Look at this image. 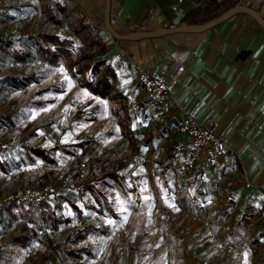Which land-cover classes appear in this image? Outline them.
Returning a JSON list of instances; mask_svg holds the SVG:
<instances>
[{"label": "rangeland", "instance_id": "rangeland-1", "mask_svg": "<svg viewBox=\"0 0 264 264\" xmlns=\"http://www.w3.org/2000/svg\"><path fill=\"white\" fill-rule=\"evenodd\" d=\"M43 4L42 0H0V115H10L3 119L14 123L9 130L0 120V141L12 144L0 154V197L14 188H59L62 195L50 198L49 204L62 221L56 229H43L2 212L0 264H243L239 250L246 239L235 233L236 218L242 211L264 226V202L231 209L227 193L211 177L183 176L176 167L182 157L178 122L147 105L135 73L133 84L124 89L132 129V139H126L117 131L114 104L80 88L62 65L40 63L27 55L26 63L19 61L16 48L32 50L29 38L38 32L71 36L61 16L64 25L43 14ZM83 49L95 52L93 47ZM30 73L37 81L18 87L13 78ZM67 105L71 108L65 112ZM33 113L39 115L33 119ZM56 143L68 146L51 152V161L30 150L50 149ZM78 168L82 175L77 179ZM91 168L114 171L124 180L119 186L108 179L111 185L104 198L110 210L93 195L78 196L71 187L86 179ZM178 193L186 199L185 209L175 203ZM86 225L94 229L84 240L75 244L65 240L72 229ZM224 227L231 229L226 235ZM69 247L86 251L75 258L67 253ZM27 248L33 253L27 255ZM261 261L258 254L249 264Z\"/></svg>", "mask_w": 264, "mask_h": 264}, {"label": "crops", "instance_id": "crops-1", "mask_svg": "<svg viewBox=\"0 0 264 264\" xmlns=\"http://www.w3.org/2000/svg\"><path fill=\"white\" fill-rule=\"evenodd\" d=\"M62 1L68 4V0ZM174 1L110 0V23L121 34L129 33L131 25L145 32L171 27L173 22L164 14L178 3ZM234 1L264 17V0ZM105 2L74 0V5L96 30L97 42L92 46L95 59H106L115 67L116 84L122 93L133 84L134 73L138 79V69L160 71L172 89L158 114L178 125L190 117L206 129L224 133L225 152L218 168L203 173L196 166L187 175L180 173L185 177H211L216 186L215 177L223 173L233 185L218 184V188L227 193L229 203H233L231 209L263 203L264 30L251 17L238 12L204 32H174L137 41H119L104 28ZM178 10L185 13L181 4ZM60 16L68 27L67 19ZM58 21L64 25L59 17ZM243 51L246 53L240 58ZM178 136L182 140L179 150L183 156L181 147L185 139ZM230 215L231 212L227 213L225 220ZM249 215L239 212L234 228L237 235L243 234L246 239L239 250L243 264L245 253L248 264L258 254L264 259V226H259L258 219ZM230 231L224 227L225 235Z\"/></svg>", "mask_w": 264, "mask_h": 264}, {"label": "trees", "instance_id": "trees-1", "mask_svg": "<svg viewBox=\"0 0 264 264\" xmlns=\"http://www.w3.org/2000/svg\"><path fill=\"white\" fill-rule=\"evenodd\" d=\"M42 1L44 2L43 14L54 20V23L61 25L58 21L60 15L67 19L71 36L61 37L56 31L38 32L35 36L29 38L32 50L23 47L16 48L18 60L26 63L25 56L27 55L33 61L48 63L51 66L62 65L80 88L86 89L90 94L114 104L112 111L120 134L126 139H132L131 115L127 106L128 99L116 84L117 73L115 67L106 59H95L93 54H89L83 49V47H92L97 42L96 30L76 9L74 0H68V4L55 0ZM177 1L175 0L173 3L176 4ZM182 5L185 13H182L180 24L198 26L220 17L227 10L236 6V2L234 0H184L181 3ZM168 11L164 15L172 23L176 13L182 10L176 12L169 8ZM76 43L77 46H75ZM13 79L20 88L37 81L34 73H30L28 76L19 75ZM9 117L8 114L0 115L1 123L8 125L10 130L14 127V123L3 119ZM67 146V144L56 143L50 149L30 147V150L35 156L51 161L49 157L51 152L64 149ZM91 165L93 167V164ZM81 175L82 169L78 168L75 176L78 179ZM108 179L116 181L119 186L123 185V178L119 177L114 171L95 172L91 168L86 179L79 184L75 181L71 187L77 192L78 196H83L85 193L93 195L106 209L110 210L111 206L104 198L105 192L111 185ZM49 199L27 207L12 205L4 211L13 220L21 219L43 229H56L62 220L60 214L50 206ZM176 203L181 209L187 206L185 197L182 194L176 195ZM91 229H94V226L86 225L82 228H74L67 234L65 240L75 244L84 240ZM85 249L69 247L67 253L79 258V251H86Z\"/></svg>", "mask_w": 264, "mask_h": 264}, {"label": "built area", "instance_id": "built-area-1", "mask_svg": "<svg viewBox=\"0 0 264 264\" xmlns=\"http://www.w3.org/2000/svg\"><path fill=\"white\" fill-rule=\"evenodd\" d=\"M183 1L178 0L172 10L177 11L178 5ZM130 29V32H136L140 27L131 25ZM138 80L144 90L145 102L152 110L158 112L163 107L164 99L171 94L172 85L165 80V75L162 72L153 69H138ZM177 133L185 139L181 147L182 159L176 164L177 169L183 175H187L196 166L202 172H209L219 167L220 157L225 152L223 132L206 129L193 118L187 117L177 126ZM11 147L10 142L0 141V154L7 152ZM81 166L83 167L84 164ZM215 181L217 184H224L225 187L233 185L231 180L225 179L223 173H219L215 177ZM62 192L61 189L50 185L28 189L14 188L8 194L0 197V213L12 205L27 207L49 198H58ZM25 253L32 254L33 249L27 248Z\"/></svg>", "mask_w": 264, "mask_h": 264}, {"label": "water", "instance_id": "water-1", "mask_svg": "<svg viewBox=\"0 0 264 264\" xmlns=\"http://www.w3.org/2000/svg\"><path fill=\"white\" fill-rule=\"evenodd\" d=\"M244 13L251 17L256 24L264 30V17L257 11L244 6V5H236L229 10H227L225 13H223L220 17L209 21L203 25H198V26H188V25H183L180 24V19L182 17V11H179L176 13V17L173 20V26L171 27H163L159 28L157 30H152V31H136V32H129L126 34H121L118 33L111 25L110 23V0H106L105 2V15H104V28L105 30L116 40L119 41H137L140 39L148 38V37H153L157 35H165V34H170L174 32H204L210 28H213L220 23L224 22L227 20L229 17L234 15L235 13ZM246 52L243 51L240 53L239 57L243 58L244 54Z\"/></svg>", "mask_w": 264, "mask_h": 264}, {"label": "snow or ice", "instance_id": "snow-or-ice-1", "mask_svg": "<svg viewBox=\"0 0 264 264\" xmlns=\"http://www.w3.org/2000/svg\"><path fill=\"white\" fill-rule=\"evenodd\" d=\"M59 71L63 72L64 69L61 68V69H59ZM65 80H68V81H69V83H68V89L71 90V88H72L73 85H72V83H71L70 78H69L67 75H65ZM125 83H127V81H125ZM87 95H88V93L85 92V93H84V96H87ZM59 98H60V99H63V95H61ZM100 103L104 104L105 107L107 106V102H106V101H100ZM70 108H71V105H67V106H65L64 111L67 112V111H69ZM49 110H50V109H48V108H45V109H44V111H49ZM36 115H39V113H33V119H35ZM82 127H83V125H82ZM133 127H135V125H133ZM117 131H119V129H117ZM41 135H43V133H41ZM142 150H143V151H147L146 148H145V149H142ZM170 206L173 207L174 210L179 211L178 208H175V205H170ZM121 210L123 211V209H121ZM108 223H109V224H113L114 221L109 220ZM244 264H248V261H247V253H245V262H244Z\"/></svg>", "mask_w": 264, "mask_h": 264}]
</instances>
